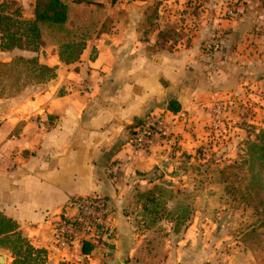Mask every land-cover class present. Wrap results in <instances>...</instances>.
I'll use <instances>...</instances> for the list:
<instances>
[{"label":"crops","instance_id":"0c3cea01","mask_svg":"<svg viewBox=\"0 0 264 264\" xmlns=\"http://www.w3.org/2000/svg\"><path fill=\"white\" fill-rule=\"evenodd\" d=\"M9 1L21 6L23 19H34L36 0ZM119 3L125 18L109 12L103 24L110 16L117 26L89 40L74 63H63L53 45L38 51L0 48V62L23 56L55 72L35 92L0 97V213L46 252L42 264H222L210 249L218 236L209 231L214 224L207 218L220 193L194 189L199 212L192 219L167 220L157 211L164 203L162 209L170 212L177 198L186 202L187 195L164 181L170 168L202 143L200 132L207 136L204 118L215 112L220 93L207 87L205 68L214 71L212 82L219 84L224 66L218 61L211 66V57L197 43L166 51L143 41L140 5L147 2ZM215 24L220 31L238 22ZM230 48L224 47L225 55ZM224 53L214 52L215 59L222 60ZM171 101L178 103V112L169 109ZM160 111L169 117L172 132L136 152L130 142L134 127ZM173 176L185 180L187 173ZM96 193L114 207L115 239L93 245L89 253L83 247L58 251L51 241V217L69 199ZM231 255L228 264H257L250 252ZM6 264H11L8 256Z\"/></svg>","mask_w":264,"mask_h":264},{"label":"rangeland","instance_id":"374dc122","mask_svg":"<svg viewBox=\"0 0 264 264\" xmlns=\"http://www.w3.org/2000/svg\"><path fill=\"white\" fill-rule=\"evenodd\" d=\"M92 1H101L108 9L106 15L116 11L122 12L125 18L126 10L120 7L119 0ZM141 1L147 2L140 5L145 13L141 22L143 41L166 51L175 45L189 47L197 43L211 57V66L218 61L217 65H223L225 70L222 71V83L214 84V71L205 68L209 74L207 87L216 88L220 93L215 112L209 120L204 118L209 131L206 137L200 132L202 143L193 148V153L182 164L179 161L171 167L170 182L164 181L165 185L168 183L180 194L187 195L186 202L174 199V208L170 212L165 210L166 207L162 209L165 205L162 203L158 206L157 215L167 220L177 219L178 215L185 220L192 219L199 212L198 195L194 189L202 187L207 192L210 189L218 192L221 197L214 205V212L207 216L214 224L209 231H216L218 236V241L212 238L214 240L210 243L216 263L228 264L231 254L240 251L252 253L257 264H264V203H261L264 194L253 190L246 162L250 145L264 143V0ZM17 7L21 9L13 2L10 9ZM84 11L78 13L89 14ZM217 20L236 21L238 24H228L219 31L215 24ZM113 22L108 16L100 33L117 26ZM228 45L231 48L227 50L231 53L225 55L224 47ZM221 50L224 53L219 56L222 60L215 59L214 52ZM32 59L15 56L9 62H0V97L10 98L23 91L35 92L38 84L48 83V74L41 76L38 66L30 62ZM247 59L249 64L245 65ZM156 114L163 116L168 128L166 134L171 133L172 124L166 112ZM175 171L187 173V178L175 179ZM213 199L217 200L218 196ZM182 206L185 207L183 212ZM13 241L14 238L11 242L0 241V255L6 259L10 257L11 264L15 257L8 247L13 245Z\"/></svg>","mask_w":264,"mask_h":264},{"label":"trees","instance_id":"16d2710c","mask_svg":"<svg viewBox=\"0 0 264 264\" xmlns=\"http://www.w3.org/2000/svg\"><path fill=\"white\" fill-rule=\"evenodd\" d=\"M11 4L13 1L0 0V48L38 51L42 46L53 45L58 47L60 60L65 64L80 59L87 42L101 32V25L103 26L108 10L102 3L92 0H36L34 19L25 20L22 18L21 9L17 7L11 10ZM82 10L89 14L78 13ZM76 14L79 16L76 17ZM30 62L38 66L41 76L48 74L47 82L55 77L52 68L40 65L36 59ZM169 109L178 112V103L171 101ZM262 137L264 138V135ZM248 155L246 162L253 190L264 194V143H252ZM261 200L263 204L264 198ZM13 238L15 241L8 249L14 254L16 264L44 262L46 252L33 247L18 231V225L0 213V241L11 242ZM92 249L93 245L86 244L82 250L89 253Z\"/></svg>","mask_w":264,"mask_h":264},{"label":"built area","instance_id":"2783aa9c","mask_svg":"<svg viewBox=\"0 0 264 264\" xmlns=\"http://www.w3.org/2000/svg\"><path fill=\"white\" fill-rule=\"evenodd\" d=\"M167 131L163 116L150 113L134 127L131 144L136 152L146 151L156 136ZM114 213L110 200L101 194L73 197L51 217V241L60 252L108 244L116 237Z\"/></svg>","mask_w":264,"mask_h":264},{"label":"water","instance_id":"95a60500","mask_svg":"<svg viewBox=\"0 0 264 264\" xmlns=\"http://www.w3.org/2000/svg\"><path fill=\"white\" fill-rule=\"evenodd\" d=\"M7 261L6 257L3 255H0V264H5Z\"/></svg>","mask_w":264,"mask_h":264}]
</instances>
